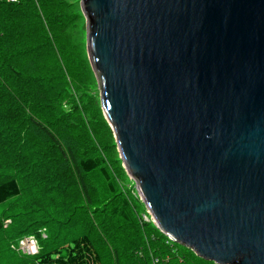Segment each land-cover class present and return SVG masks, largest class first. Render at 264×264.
Wrapping results in <instances>:
<instances>
[{
	"label": "water",
	"instance_id": "water-1",
	"mask_svg": "<svg viewBox=\"0 0 264 264\" xmlns=\"http://www.w3.org/2000/svg\"><path fill=\"white\" fill-rule=\"evenodd\" d=\"M100 106L156 229L264 264V0H80Z\"/></svg>",
	"mask_w": 264,
	"mask_h": 264
},
{
	"label": "rangeland",
	"instance_id": "rangeland-1",
	"mask_svg": "<svg viewBox=\"0 0 264 264\" xmlns=\"http://www.w3.org/2000/svg\"><path fill=\"white\" fill-rule=\"evenodd\" d=\"M10 1L27 4L18 39H25L28 51H32L28 53L32 57L28 55L22 61L32 60L33 67L39 71L40 82L29 87L34 92L30 97L39 107L34 117L55 137L64 156L51 144L45 147L43 137L26 121L19 138V134H12L13 139L10 137L8 147L17 143V155L0 165V181L14 178L20 194L0 208L3 220L0 264H38L36 259L41 253L65 247L75 237L84 235L99 254L101 264H128L130 256L134 257L135 264H213L197 258L189 250L177 249L179 245L156 229L125 173L112 130L101 110L97 82L87 59L80 0ZM35 26L39 27L38 31ZM11 38L15 39V31ZM58 100L60 105L50 107L49 103L56 104ZM27 111L31 116L28 107ZM67 147L80 158L103 159L114 193L104 191L105 187L97 192L88 182L87 200L66 160ZM21 155H27L24 167L19 163ZM64 179L70 183L62 182ZM116 197L128 201L134 214H138L140 225L145 223L144 228L134 226L119 213L114 214ZM165 241L173 245L171 256L159 258ZM131 250L134 254H130ZM177 250L182 253L178 254ZM125 259L127 263L123 262Z\"/></svg>",
	"mask_w": 264,
	"mask_h": 264
},
{
	"label": "trees",
	"instance_id": "trees-1",
	"mask_svg": "<svg viewBox=\"0 0 264 264\" xmlns=\"http://www.w3.org/2000/svg\"><path fill=\"white\" fill-rule=\"evenodd\" d=\"M28 1L31 0H27V2ZM16 2L17 1L11 2L10 0H0V165L4 161L9 160V158L12 159L17 155V143L11 148L8 147L10 141H12L10 137L13 139L14 135L21 134L24 131L26 126L25 121L28 125L30 124L32 128L37 130L35 132L40 135V137H43V145L45 147H48V144H51L58 154L61 153L62 156H64L55 137L37 121L36 117H34V115H37L39 107L36 106L35 100L31 99L34 92L31 91L32 95L29 87L40 82L38 76L39 71L33 67L32 60H27L25 62L22 61V59L28 57V55L32 57L30 55L32 54V51H28L30 48L26 46L27 41L25 39H18V30L23 28V22L28 9L26 6L27 4L21 5L19 2ZM35 27V31H38L39 27ZM14 31L15 39L11 38ZM43 67L45 68V65H43ZM8 87H10L9 91L7 90ZM21 97L22 100L26 101H22L20 99ZM30 99L31 101L27 102ZM60 103L61 102L58 100L56 104H49L50 107H52L58 106ZM26 107L31 110V116H28V111L25 112ZM1 108H3V110H1ZM25 116H28V118L25 119ZM20 134L17 138H19ZM16 141L19 142L18 139ZM29 144L32 145L31 142ZM50 149L52 150L51 146ZM66 152L68 154H65L66 160L70 162V166H72L74 171L73 174L77 178V181L80 182L87 200V196H89L87 191L88 182L89 186L93 187L97 192L105 187L103 189L104 191L114 193L113 182L108 176L103 159H100L99 157L80 158L73 153L71 147H67ZM18 158L20 159V166L24 167V164H27V155H21ZM41 164L43 166V163ZM36 166L39 167L40 162L36 163ZM62 176L65 177V175ZM63 181L67 184L70 183L67 179L62 180V182ZM101 181H104V186L100 184ZM19 194V187L14 178H6L0 181V208H3L9 200L18 198ZM114 204L119 205L114 206V214H121L125 220L130 221L134 226L145 227V223L140 225L138 214H134V209L127 200L116 197ZM117 207L118 210L116 211ZM112 209L113 208H111V210ZM41 217L43 219H49L44 217V215H41ZM2 221L3 220L0 219V231L3 229ZM47 222L48 221H45L44 223ZM179 248L187 250L178 246L177 249ZM172 249L173 245H170L168 241L163 242L158 257L160 258L163 255L171 256L170 253L172 252ZM177 253L181 254L182 252L177 250ZM130 254H134L133 250H131ZM130 257L132 258V264H135L134 257ZM131 260H129L128 264L131 263ZM36 261L38 264H101L99 254L89 238L85 235L75 237L70 244L65 247L41 253ZM123 262L127 263V259L123 260Z\"/></svg>",
	"mask_w": 264,
	"mask_h": 264
},
{
	"label": "built area",
	"instance_id": "built-area-1",
	"mask_svg": "<svg viewBox=\"0 0 264 264\" xmlns=\"http://www.w3.org/2000/svg\"><path fill=\"white\" fill-rule=\"evenodd\" d=\"M149 216V215H148ZM150 217V216H149ZM169 241H172L169 237H168Z\"/></svg>",
	"mask_w": 264,
	"mask_h": 264
}]
</instances>
